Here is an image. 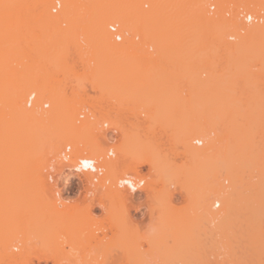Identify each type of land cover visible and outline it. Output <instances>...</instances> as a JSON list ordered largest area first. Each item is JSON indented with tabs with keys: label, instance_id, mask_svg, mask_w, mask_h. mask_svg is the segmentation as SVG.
I'll return each mask as SVG.
<instances>
[{
	"label": "rangeland",
	"instance_id": "374dc122",
	"mask_svg": "<svg viewBox=\"0 0 264 264\" xmlns=\"http://www.w3.org/2000/svg\"><path fill=\"white\" fill-rule=\"evenodd\" d=\"M38 1L39 0H0V31L4 33L1 32V34L5 35L6 33L7 29H4L9 24L7 22H11L13 19L18 22V20L13 17L18 9L21 13L18 12L17 14L21 17L19 18L17 14L16 17L19 20L22 18L20 22L24 20L29 27V24L33 23L36 19L34 15L37 13L36 9ZM55 1L48 6V9L52 14H58L61 8L60 7L56 12H52V7ZM59 1L62 3V0ZM141 1L142 0H134L139 11H148L151 9V3L149 0H146L149 3L147 9L141 7ZM202 2L203 5L206 4V0H203ZM8 14H10L11 17ZM32 16H34V18H31ZM27 20L31 21V23ZM226 21L227 20L222 18V22L225 23H222L225 27V35L228 30V25H231L232 30L234 27V24H228ZM23 22L21 24H23ZM25 22L23 25L27 27ZM111 23L116 22L109 21L105 23V30L108 34H110L108 31V25ZM24 26L21 25V28ZM25 30L23 31L24 33H26ZM148 32L150 33L141 31L140 36L143 41H149L152 43V51L148 52L143 47L137 48L134 46L136 53L140 54V52L143 51L145 54L142 53L140 56H149L146 57L148 60L140 58L141 61L139 62V59L133 60L130 58L131 60L129 59V61L128 58H125L127 59V63L125 64L126 66H123L124 68L130 67L133 64L134 67L138 64L142 65L145 61H149L150 66L151 63H157V66L159 65L158 61L155 63V60L150 62L154 58V54L156 55L157 49L153 42V32ZM110 37L112 39L111 34ZM2 38L0 36L1 40ZM235 42H237V38L229 40L228 45L215 44L217 48H214V53L212 54L214 55L213 58H210V60L207 61L209 64L206 63L203 66L202 62H200L201 65H197L196 68H194L195 70L193 69L196 72L192 71L191 74H187L188 76L185 75L182 76V79H177V94L172 91L173 94L171 93L170 95L183 99L193 96L197 100H195V102H197L198 105L195 108L192 105L190 106L194 108V110L191 111H196V114L194 115L193 113V116H189L188 119L186 118L188 115L186 117L184 115L186 111L187 113L189 111L184 110L183 108L185 107L179 108L180 102H178L179 107H176L174 110L173 107L178 100L175 103L173 102L175 104L174 106L173 103L172 105L170 103V106L166 105V103V106L162 105L166 108L172 107L175 114L172 112L171 108H168L169 110L164 109L165 113L163 111H161L163 113H156L155 111L157 109L155 110V107H152L154 106L152 101L148 100V98H153L150 97L152 94L148 98V94H145L147 98L145 100L147 102L145 100H134L137 103L134 101L131 103V100L133 99L131 97L135 96V92L132 93V91H130L129 93V90L134 87L132 84L133 81H130V84H132V86H130L131 89L127 90L126 87L123 88V75L119 76L120 81L116 80L117 83L114 84L111 89L106 88L101 90L98 85L87 82L88 80L91 82L89 66L92 67V63L94 64V62L90 61L88 66L82 61L84 55L86 56L87 54V49L84 50L85 54H83V58H81L75 50L76 46L71 44L68 45L69 53L68 51L65 53V55L67 53L69 55L66 56L68 58H66L68 63L65 60L68 64V66H66L68 69H61L63 73H60L55 72L56 68H51L53 66H50V64L47 63L45 65L46 60L48 62L51 59H41V57H38L36 50L39 45L37 43H29L26 46V43L23 42L24 47L27 50L25 54L29 52V56L19 58L12 63L10 62L8 53H6V51L8 52V47L6 46L7 48H4V45L0 48V66H2L0 69L2 68V72H12L13 70L17 74L16 76L18 79L21 77L26 78L39 75L47 78L49 81V86L47 85L49 90L47 91L34 93L33 91L28 90L25 92L22 101L23 105L27 108L39 107L44 111H48L53 107L52 99L55 101L62 100V103L65 102L63 103V107L66 108L67 112H71L77 116L75 117L76 119L79 118L75 122L79 125L81 123L83 126L86 125V129L89 128V130H91L90 128L92 127H97V129L92 132L89 131V133H86L88 138L86 139L91 144L95 143L96 145H99L98 147L101 148L100 150L103 152L112 149L113 152L116 153V148H119L122 144L124 145L123 141L128 138L126 137V134L129 133L131 135L129 139H131L133 143L132 141L128 142V145L131 144L128 148L132 149L136 147V149L130 150L129 155L126 154L129 156L126 157V162L131 163L132 165H137V173L145 179L147 178L148 182H151L149 188L147 187V190L138 191L136 194L137 202H134L135 204L133 202V204H129L131 206L127 205L126 208H122L121 204H118L117 202L114 203L105 200L104 204L107 205L106 207H108V211L110 210L109 212L106 209L102 210L96 208L92 211L93 214L91 218L86 221L81 220L80 218L82 216L80 217V215L77 219V216L75 215L76 218L73 219H76V222L74 224L77 223V220H79V223L72 227L70 224L69 225L74 231H80V233L79 231L77 233L80 235H77L78 237L76 238V241L77 239L79 240L80 245L78 244L77 247L78 250H81L79 251V254L75 255H79L77 258H72L73 261L68 259L66 264H153L164 260L168 262L170 261V264H264V48L259 45H254V47L250 45L253 49L248 47V51L246 49L245 53H243L245 56L240 54L241 56L239 55V59L236 58V60L231 48V44ZM229 43L231 44L229 45ZM1 45L2 44H0V46ZM21 49H23V47H21ZM36 55L39 59L36 58ZM135 58H138L137 55L134 59ZM125 59H121L123 60L122 64L126 61ZM113 61L112 63L114 65H116V62H120L119 65L121 64V61L119 60H116V62ZM37 63H40L41 65ZM31 64L38 65V67L36 66V68L27 69L26 65L31 66ZM62 64L64 65L63 62ZM207 64L209 67L206 66ZM42 65L47 68L40 69V66L43 67ZM147 66L148 64H144V68ZM150 66V73L144 72L148 77L151 73L155 78L162 74L165 76V72L168 70V68L166 70H163V68L162 70H159V73H155L158 75L156 76L154 74L155 70L153 69L154 65H152L153 67ZM212 66L213 68H211ZM246 66L248 72H246V70L244 71ZM69 68L70 70L73 69L76 71L73 73ZM140 68L142 67L140 66ZM150 68L153 69L154 72L150 70ZM87 70L89 72H87ZM115 70L117 71V69ZM69 73L76 74L70 75ZM77 74H81L78 76V80L76 79ZM82 74L87 81L81 78ZM109 74L111 75H106V78L108 79L114 78L113 76L117 78L118 76L115 71ZM192 75L199 77L202 81L204 79V81H209L207 84L203 81L205 84L203 85V83L201 84L202 81H199L198 83V81L195 80L198 84L194 83V85L192 84L194 81L191 82L188 80V77H191ZM136 76L137 74L135 77ZM142 76L143 78L145 77V75ZM11 77L13 78V76ZM88 77L89 79H87ZM132 78L134 80L133 75ZM160 78H162V76ZM149 79H151V77H149ZM149 79L148 82H151L152 79ZM121 82L123 85L120 84ZM144 83H147L146 80L143 84ZM151 84L152 86L147 85L148 88L151 87L149 89H153V82ZM158 87V90H160L161 86L158 85ZM164 87L162 88L165 90L167 87ZM171 87L175 86H170L167 90L171 91ZM257 87L259 91L257 90ZM134 88L132 90H134ZM136 89L138 88L136 87L135 91ZM143 89L145 90L146 88L144 87ZM155 90L158 92L157 87ZM167 90H165L164 94L169 92H166ZM147 91L142 93H148L149 91L153 92L152 90ZM30 93H34L35 97L32 105L28 107L26 105V99L27 95ZM154 93L156 94L155 91ZM136 94L138 95V93ZM127 95L131 100H129L130 98L128 100H126L127 98L124 99ZM170 95L167 97L166 95L163 96L168 98ZM145 96L143 98H145ZM159 96L160 94H158V97ZM163 96L162 98L160 96V99H163ZM153 100H155V98ZM157 100H159V98ZM149 102L150 106L148 104ZM166 102L168 103V101ZM181 102L183 105L185 101L183 102L181 100ZM44 103H48V106L44 107ZM2 106L3 105H1V107ZM149 107H152L153 109ZM190 107L187 106V108ZM161 109L163 110L162 107ZM166 111L169 113L172 112L175 116L172 113L173 116L169 113V115H166ZM182 111H184V115ZM154 114L157 115L154 116ZM163 114L166 117H164ZM161 115L162 117L160 118L159 116ZM191 124L201 127L203 133L206 135L205 138L215 140L214 149L210 156L202 157L199 155H193L185 146V133L188 128L187 126ZM45 132L46 134H38L42 143L39 141L37 142L38 144L34 146L35 151L28 164L29 170H32L38 165L41 166L43 162L44 164L48 163V161H46L47 159L50 160V163L45 164V169L51 165V163L56 164V161L51 157L52 153H48L47 155H45V153L51 143L54 144L58 141L57 136L53 135L52 137L47 138V136L50 135L51 130ZM205 138L199 137V140L203 141V143L198 145L193 142L192 146L201 148L206 143ZM142 144L146 146L147 144L152 145L153 151H156L157 149L156 153L159 154V157L161 156V158H159L157 154L155 155L161 162L159 165L160 169L157 167L159 172L156 171L157 169L155 170L152 168V166L137 163L136 158L139 156L141 157L140 153H142V151L138 152L136 150L137 148L140 150L143 146ZM15 145V148L9 150L7 157L19 155L21 149L18 147L19 144ZM65 145H67V142L59 146V149H62ZM11 147H14V145ZM59 154H61V152L57 153V158H59ZM46 156L48 158H46ZM112 157L113 156H111V158ZM15 158H12L15 162L12 164L14 166L16 164L14 169H19L21 168L20 163L22 162V158H19L18 156L20 162ZM72 159H74V157H72ZM162 162H164V164ZM8 164L10 165V163ZM44 164H42V166ZM55 166L57 167V165ZM11 167L13 168V166ZM45 169L43 170V177L46 182H49L46 184V187L50 186L49 188L54 190L57 188V185L55 182H50L46 179L49 175L47 176ZM0 172L3 173L4 171L0 170ZM57 172H60L58 167ZM71 175L70 186L64 190L62 189L65 197L64 199L68 200V198L71 197L70 200H68L70 202L64 200L66 205L71 204L65 207V209L73 207L72 205L75 203L74 199L76 201L77 198L76 192L82 188L81 184L83 183V180H81V182L78 181L77 175ZM60 178H63V176L60 175ZM66 178L68 180L70 177L67 176ZM231 178H233L234 184H232ZM218 183L223 186H229V190L232 191L233 210L226 219L220 220V222L215 223L213 226V223L210 224L205 219L199 218V216H193V213L197 206L200 205L198 204L200 203L198 202L200 199L203 201L207 199L210 203L212 202L213 197L212 194H210V189L212 186L216 187ZM19 184L20 183L16 185ZM24 185H26V183ZM13 187L15 186L13 185ZM16 187L18 188V186ZM28 187H34L32 182L28 183ZM28 187L26 186L23 188L29 190ZM11 189L12 188H9V190L4 193V196L8 192L9 194L12 193ZM0 192H2V189ZM23 193L24 195H19L22 196V204H19L20 202L17 200L18 202L15 203L16 208L12 207V210L14 209L13 212L17 214H12L10 211L8 213L9 216H7V214L2 216L7 217L6 219L3 220L1 218L2 220H0V247L2 246L0 249L3 250V246L8 247V245H10V247L6 249L8 255L3 256L4 258L2 257L4 259L3 264H8L9 262L12 264H56L52 261L38 260L35 254L30 253V255H27L24 252L25 250H23V246L26 243L31 240V242L34 241L32 237L29 241L26 232H28L29 229H36L41 226V220H38L40 216L34 212L37 210L35 207L39 205V199H37L38 194L32 190L29 194L25 191H23ZM4 196H2V199ZM66 196L68 198H66ZM32 197H34V199H32ZM7 199L6 195L4 201H7ZM1 202L2 201H0V203ZM2 204L3 203H1L0 206ZM15 204L12 203L10 206H15ZM136 205L139 207L137 208ZM37 208L39 210V207ZM36 214L39 216L38 218ZM124 214L127 220L121 222L122 218L125 219L124 217L121 218ZM110 219L111 221H109ZM70 222L74 221L71 220ZM110 222H113L111 224L119 222V225L121 226L116 225L117 227H113L112 225H109ZM13 247H17L18 249L15 250ZM68 248L69 247H66V249ZM9 252L14 255H10ZM12 255H19L18 258L14 257L15 259L17 258L16 261H9V259H13ZM74 259H76V261Z\"/></svg>",
	"mask_w": 264,
	"mask_h": 264
},
{
	"label": "bare ground",
	"instance_id": "6f19581e",
	"mask_svg": "<svg viewBox=\"0 0 264 264\" xmlns=\"http://www.w3.org/2000/svg\"><path fill=\"white\" fill-rule=\"evenodd\" d=\"M54 1L55 0H39L38 1L37 9H36L37 13L34 15L36 18L35 19L36 21L33 19L34 21L33 23H31V21L27 20L28 22L31 23L29 25L30 26L32 25L31 26L32 28L30 26L29 28L27 26V23L24 20L20 22L22 18L19 20L16 17L18 15L17 13L19 12L18 11L19 9L15 7L18 10L14 9L16 10L17 13H14L13 17L17 19L18 22L15 21L14 19L11 22H7L9 24L8 25L6 24L8 27L5 25L6 28L4 30L7 29L5 35H2L1 34L2 31H0L1 38L3 36L2 40L0 39V44H2L0 48L4 45H5L4 48L6 46L8 47V48L6 47L8 50V52L6 51V53H8L11 63L19 58H24V57L29 56L30 54L29 52L25 54L27 50L25 49L23 42L26 43L25 44L26 46L29 43H37L39 45L38 49L36 50V54L38 55V57H41V59H45V58L48 60L51 59L48 62L46 60L45 65L48 63L50 64V66H53L51 68L53 69L56 68L55 72L61 73L62 72L61 69H64V68H66V70L68 69L66 67L68 66L67 64L68 58L66 56H69L68 55L69 53L68 45L71 44L73 46H76L75 50L79 54L78 56H81V58H83V54H85L84 50L87 49L86 51L87 54L86 56L84 55L85 60L82 59V61H84L86 65L89 66L90 61L94 62V64L92 63V67L89 66L90 72L87 70V72H89L90 74L91 82L89 80L87 81L85 77H83V74H82L81 78L83 80L85 79V81L91 84L93 83L95 85H98L101 90L106 89V88L111 89V87H113V85L117 83L116 80H119V76L123 75V80H126V81L122 80V82L124 83L123 88L126 87L127 90L131 89L130 86H132V84L135 88L136 87L138 88L136 89L137 92L135 91L134 87H132V89L134 88V90L132 89L129 90V93L130 91H132V93L135 92L134 93L135 96L131 97L133 98L132 100L128 95L124 98V99L127 98L126 100L130 98L129 100H131V103H133L134 100L143 101L152 94L153 96L151 95L150 97H153V98L152 99L148 98V100L152 101V104L154 106H152V104L151 106L155 107L154 108L155 110L157 109L155 112L158 114L161 111L164 112V109L166 110H169L170 108L172 109V107H168V106H170V103L172 105V103L173 102L175 103L177 100L178 101L175 103L177 106L173 103V106L175 105L173 107L174 110L176 107H179L178 102H180L179 108L185 107L183 109L189 111L188 113L186 111L185 115H184V111H182L185 117L188 115L186 117L187 119L189 116L192 117L193 113L194 115L196 114V111L194 112L191 111V110H194V108L198 105L197 102H195L196 100L195 97L192 96L190 98H185L186 99L185 100L183 98L174 97L170 94L172 93V91L175 93L177 92L176 91V88H177L176 86H178L177 79L179 78L182 79V76H185L187 74L189 75L191 74L192 71L196 72L194 71L195 70L194 68H196L197 65L200 66L201 65L200 62H202L203 66L206 63L209 64V62L207 61H209L210 58H213L214 55L212 54L214 53V48L215 47L217 48L215 44H218V45L227 44L228 45V42H229V40L228 39L226 40L225 38V34H224L225 27L222 24L224 23L222 22V18L221 17L216 18L215 16H209L206 13V11H204L205 5H203V2H202L203 0H149L151 3V9L148 11H139L138 8L136 7V4L134 3V0H85V1L83 0H62V3H60L62 6L60 5L61 8H60L59 13L52 14L50 10L48 9V6ZM56 1H59V0H56ZM34 16H32L31 18H34ZM20 17L21 16H19V18ZM23 21L25 22L27 27L23 25L24 24ZM109 21L118 23L119 26H122L123 28H125L127 32L132 30L135 27H143L146 29L149 28L153 32L152 34V37L154 40L153 42L155 43L156 45L155 47L157 49L156 55L154 54V58L150 62H153L154 60H155L154 63L157 61L159 62L158 66H157V63L156 64L151 63V66L154 65L153 69L155 70V72L151 68L150 70H152L155 74V73H159V70H162L163 68H164L163 70H166L168 68V70L165 72L166 73L165 76L164 74H162L161 75L162 78H160L161 76L155 78V76L151 73L149 74V77H151L152 80L149 79L148 75L145 74V73H150L149 72V66H150L149 61H145L144 63H142V65L138 64L135 67L133 64L132 66H130L131 68L130 67L124 68L123 66H126L125 64L127 63V59L125 58H128V60L130 58L133 60L139 59V62H140L141 61L140 58L146 59V57H149V56L141 57L140 55L144 53L143 51L140 52V54L136 53L134 45H132L134 41L129 39L128 34L127 35L123 34L124 42L122 43L115 42L113 40V37L111 39L110 37L111 33L108 34L105 30V23ZM22 22L23 24H21ZM37 22L39 23V25ZM231 23L234 24L232 31L237 36V42L233 44L229 43V45L231 44V48H232V51L234 52L235 59L238 58L240 54L244 55L243 53H245L248 47L252 48V46L254 47V45L255 46L259 45L260 47L264 48V26L242 25L240 22H237L235 20L233 22H228V24H231ZM34 24L36 25V27ZM21 25L24 27L21 28ZM28 28L30 29V31ZM23 29L26 31V33L23 32L24 31ZM34 29H36L37 32ZM21 47H23V49H21ZM67 51L68 53L65 55ZM37 55H36V58H38ZM136 55L138 58L134 59ZM81 58H80V61H81ZM122 58L126 60L125 62H123V64H122L123 60H121ZM65 60L67 61V63ZM116 60L121 61V64L119 65L120 62L117 63ZM112 61L116 62V65L117 64L118 65L117 66L114 65ZM62 62L64 63V65L62 64ZM133 63H138V62H133ZM161 63L163 64L160 65ZM37 64L41 65L40 63H37ZM144 64L145 65L148 64L147 66L148 69L147 67L144 68ZM208 64L206 66L209 67ZM113 65L115 66V68ZM36 66L38 67V65H33V64H31V66L26 65L27 69L34 68V67L36 68ZM42 66L43 67L40 66V69L47 68V67L45 68L44 65ZM140 66L142 68H140ZM211 68H213V66ZM1 69H0V170L4 172L3 173L0 172V176L2 174V176L4 177L1 176L0 178L1 179L0 185L2 186V187L0 186L1 187L0 190L2 189V192H3V193L0 192L2 194V195L0 194V197H1L0 201H2L1 203H3L0 206L1 208L0 209V220L6 219L7 217H2V216H4V214L5 215L7 214V216H9L8 213L10 211L12 212V214L14 213L13 212L14 209L12 210V207L16 208L15 203L18 202L17 200H19L20 202L19 204H22V196H19V195H24L23 191H25L28 194L29 192H31V190L34 191L35 193L38 194L37 199H39L38 201L39 205L36 206L35 208L38 210L37 207H39V210H38L39 213L36 209H35L36 211L34 212L39 214L41 219L39 218L38 220L39 221L41 220V223H40L41 226L36 229H29L28 232H26V234L29 237L28 238L29 241L33 238L35 242L34 241L31 242L32 241L31 240L30 242L26 243L23 246L24 247L23 250H25L24 252L27 255H30V253L35 254L38 260L52 261V262H55L56 264H66L68 259H71V261H73L72 258H77V256L79 255L77 256L75 255L79 254V251L81 250V249L78 250V247H77L79 244V240L77 239L78 242L76 241V238L78 237L77 235H80V234H77L79 230L74 231L71 228L72 226H75L79 223V220H77V223L74 224L76 222L75 221L76 219H73V218H76L75 215L77 216V219L79 218L78 216L80 215V217L82 216L84 218L83 219L81 217L80 219L86 221L87 219L91 218L93 214L92 211L96 208H100L102 210L106 209L108 211L107 209L108 207H106L107 205L104 204L105 200L114 202V203L117 202L118 204H121L122 208H126L127 205L137 202L136 194L138 193V191L147 190V187L149 188L151 182H148L147 178L145 179L144 177L140 176L137 173V169H136L137 165L135 164L132 165L131 163L126 162V157H129L127 155L130 154L129 151L136 149V147L132 149L128 148L131 145V144L128 145V142L132 141L131 139H129V137L131 136L129 133L126 134V137L128 138L124 139L123 141L124 145L122 144L119 148H116L115 150L116 153H114V156H113L114 158L112 157L113 158L112 159L111 156L109 157L107 156V151L103 152L102 150H100L101 148L98 147L99 145H96L95 143L91 144L87 140L88 138H87L86 133L87 132L89 133V131L92 132L93 130L97 129V127H94V128L92 127L90 128L91 130H89V128L86 129L87 126L86 125L83 126L81 122L78 121L79 123H81L80 125L77 122H75L79 118L76 119L75 117L77 116H75L71 112H67L66 108L63 107L64 105L63 103L65 102L62 103V100L55 101L54 99H52L53 107L48 111L47 110L44 111L40 109L39 107L27 108L25 105L22 104L24 93L27 92L28 90H31L34 93L44 92V91L49 90L48 89L49 81L47 80V78L38 75L35 77H26V78L21 77L18 79L15 71L13 70L12 72L5 71L4 73L1 71ZM115 69H117L118 72ZM245 70L246 72H248L247 66H246V69L244 68V71ZM70 71L74 73V71L76 70L72 69ZM114 71L118 75L117 78L115 76H113L114 78H111V79L106 78V75L109 76L111 75L109 73H113ZM65 72H68V71H65ZM73 73L71 74L69 73V74L70 75L76 74V73L75 74ZM136 74L137 76L135 77ZM79 75L81 74H77V78L76 77H72V78H76L78 80ZM132 75L134 76V80L132 78ZM142 75H145V77L143 78ZM11 76H13V78ZM192 76L195 77V75H192ZM192 76L188 77V80H190L191 82L194 81L192 82V84L194 83L198 84L199 81H202L200 80L199 77L196 76L195 78H193ZM124 77H126L127 79ZM87 79H89V77ZM143 79H145L147 82V83H144L145 85L143 84V82H145V80ZM148 79L151 80V82L150 81L148 82ZM195 80H197L198 83L195 82ZM130 81L131 82L133 81L132 84H130L131 83ZM203 81L201 82V84L203 83ZM208 81H204V83L207 84ZM122 82L120 84H122ZM152 82H153V85L157 87V90L159 89L158 85L161 86V88L164 86L167 87L165 90L169 89L170 86H173V85L175 87H171L173 89V90L171 89V91L167 90L166 92L169 91L167 94H164L165 90L162 88L164 90V93H163V90L160 88L158 92L159 91L161 92L158 93L155 90L156 87L153 86L152 87L153 89H149L151 87L148 88L147 85L152 86L151 84ZM204 83L203 85H205ZM144 87L146 88L145 90L143 89ZM139 89H140V92H139ZM147 90L148 91L152 90L153 92L149 91L150 92L149 94ZM257 90H258V87H257ZM144 91H147L148 93L146 92L142 93ZM154 91L156 92V94L154 93ZM136 93H138V95ZM145 94L146 95L148 94L147 98ZM158 94H160L161 98L163 95H166V97L170 95V97L166 98L163 96L164 98L160 99V96L158 97ZM144 96L145 98H143ZM154 98L155 100H153ZM158 98L159 100H157ZM165 99L166 101H168V103L165 101ZM181 100L183 102L185 101L183 105H182ZM136 101L134 102L137 103ZM154 101L156 102V104ZM165 103L166 105H168L167 107L169 109L165 107L166 106ZM148 104L150 106V102ZM1 105L3 106L1 107ZM162 105H165V106H162ZM191 105L194 108L190 107ZM255 105L258 106L257 104ZM187 106L190 108H187ZM152 107H149V108L153 109ZM161 107L163 108V110L161 109ZM174 110L172 109V112ZM168 113L169 112L166 111V115L171 114V113L169 114ZM156 115L154 114V116ZM159 117L161 118L162 115ZM187 127L188 128H187V131L185 133V138H184L185 146L189 149V151L193 155H196V156L199 155L202 157L210 156L214 149L215 140L214 139L209 140L208 138H205L206 135L203 133L202 128L199 126H196L195 124L188 125ZM48 130L49 131L51 130V133L49 136H47V138L52 137L54 135V136H57L58 141L54 144L51 143L48 146L45 155H47L48 153L49 154L52 153L51 157L52 159H54V161H56L55 162L56 164L54 165H57V167L59 168L60 175H62L64 180L66 181H68L66 178L67 176L72 177L71 174L78 175L77 172H80L82 177L84 176L83 179H81L83 180V183L81 184L82 188L79 189L78 192H76L77 202L74 199L75 203L72 205L73 207L69 209H65V207L71 204L66 205L65 201L70 200L71 197L68 198L66 196L68 200L64 199L65 197L63 194V190L61 188L57 187L56 189L51 190L52 188H49L50 186L46 187L47 186L46 184L49 182H46V180L44 179L43 170L45 169V164L50 163L49 162L50 160L47 159L46 161H48V163L44 164L43 162L42 163L44 164L43 166L42 164L41 166L38 165L34 167L32 170H29V167H28L32 154L35 151L34 146L38 144L37 142L39 141L41 142L40 136H38V134L40 133L46 134L45 131H48ZM199 137L205 138L206 143L201 148H198L195 146L193 147L192 146L193 142L196 143V141L199 140ZM65 142H67V145H65L64 147H70V155H71V159H67L66 161L62 159L61 154H59L58 155L59 158H57V153H60V152L62 153V150L64 148L63 147L62 149H59V146H61ZM15 144H19L18 147L21 149L19 152V155L17 156L15 155L14 157H7V153L9 152L10 149L12 150L13 148H15L16 146ZM13 145L14 147H11ZM71 146H72V149H71ZM138 149L139 148H137L136 151L138 152L142 151V153H140L141 157L139 156L136 158L137 163L142 164V165L147 164L149 166H152V168H154L155 170L157 169L156 171L159 172L158 170L160 169L159 165L161 162L158 158H156L159 155L156 153L157 149L156 151L155 150L153 151V146L148 145V144L147 146L143 145L140 148V150ZM156 154L157 156H155ZM18 156L19 158H22V162L20 163L21 168L14 169L16 167V164L15 166L13 165L15 162L13 161L12 158L16 157L15 159L17 160ZM72 157H74V159H72ZM46 158L48 157L46 156ZM159 158H161V156ZM18 160L20 162V159ZM88 161H94L93 167L97 169V171L99 169H103L104 170L103 174H100V176H97L96 174L97 171L95 172L92 171V168H90V165L87 163ZM8 163H10V165ZM162 163L164 164V162ZM11 166H13V168ZM126 175L134 176L136 179V183L134 184L133 187H128V186H125L124 188L118 187V183H117L118 180L124 178ZM46 179H48V177H46ZM231 179H232V184H234L233 178ZM29 182H32V185L34 187H28ZM3 183H4V186H3ZM18 183L20 184L16 185ZM25 183L26 185H24ZM13 185L15 187H13ZM16 186H18V188ZM26 186L28 187L29 190H26L27 188H23ZM9 188H12L11 189L12 193L10 194L9 192L6 193L5 196L7 195V198L9 200L7 199V201L6 200L4 201V198H5L4 193L7 190H9ZM19 193H22V194H19ZM210 194H212V197L214 200L212 199V202L210 203V201H208L207 199L204 201L200 199V201H198L200 202L198 203L200 205L197 206L198 209L196 208V210H194L195 212L193 213L194 214L193 216H196V217L199 216V218L205 219L208 223L211 224L214 222L215 224L217 222H220V220L226 219L232 213L233 194H232V191L229 190V186H223L220 183H218L216 187L214 186L211 187ZM2 196H4L3 199H2ZM17 197H21V198H17ZM32 199H34V197H32ZM13 200H15L16 202ZM217 201L219 202L218 208L214 206ZM12 203H14L15 206H10L12 205ZM7 206H8V209H7ZM136 206L137 208L139 207L138 205ZM14 214H17V213H14ZM39 216H37V218ZM122 217L125 218V214L124 216H121V218ZM71 220L74 222H70ZM124 220H127V219L122 218L121 222ZM109 221H111V219ZM111 223L113 222H110L109 225H112L113 227L116 225H119V222H117L118 224L115 222L114 224H111ZM69 224L71 225V227ZM3 247H4L3 250L0 249L2 251V252L0 251L1 253L0 254V264L4 263L3 256L8 255L7 253L8 251L6 249H8L10 245H8V247L7 246L6 247L3 246ZM66 247H69L68 248L69 250L66 249ZM0 248H2V246ZM17 249L18 248L16 247V250ZM9 254L11 255L13 253L9 252ZM18 256H13V259H9V261H13V260L16 261ZM14 257H17V258L15 259ZM9 258H12V257H9ZM74 260L76 261V259ZM169 262L164 260L160 262H155L153 264H170L171 262L170 263Z\"/></svg>",
	"mask_w": 264,
	"mask_h": 264
},
{
	"label": "built area",
	"instance_id": "2783aa9c",
	"mask_svg": "<svg viewBox=\"0 0 264 264\" xmlns=\"http://www.w3.org/2000/svg\"><path fill=\"white\" fill-rule=\"evenodd\" d=\"M60 2L55 1V4L52 7V12H56L60 8ZM142 8H148V1L142 0L140 2ZM205 11L209 16L221 17L227 20V22H233L234 20L240 22L242 25H260L264 26V0H206ZM145 33H150L149 28L135 27L132 30L128 31L119 26L118 23H111L108 25V30L111 33L113 40L117 43L124 42L123 34L129 36V39L134 41L132 45L137 48L143 47L146 51L150 52L153 49V45L149 41H143L140 34L141 30ZM226 32V38L228 40H234L237 38L236 34L232 31L231 25L228 26ZM35 94L30 93L27 95L26 105L30 107L34 101ZM48 103H44L43 106L47 107ZM82 117V115H81ZM106 125V124H104ZM107 151V156L109 157V152ZM61 157L64 161L71 159L70 147H64L61 153ZM67 159H64V158ZM77 179L81 182V173L77 172ZM46 174L50 182H55L58 188L66 189L70 186L71 177L68 181L60 178V173L57 172V167L54 164L49 165L46 168ZM97 176H100V172H96ZM77 181V184H78ZM66 183V184H65ZM16 250V247L14 248Z\"/></svg>",
	"mask_w": 264,
	"mask_h": 264
},
{
	"label": "clouds",
	"instance_id": "9594fccd",
	"mask_svg": "<svg viewBox=\"0 0 264 264\" xmlns=\"http://www.w3.org/2000/svg\"><path fill=\"white\" fill-rule=\"evenodd\" d=\"M196 143L198 145H201L203 143V141L197 140ZM109 155L110 156H114V152L110 151ZM64 159H67V158L65 157ZM87 163L90 165V168H92V171H94V172L97 171V169H95L93 167L94 161H88ZM77 170H79V169H77ZM98 171L100 172V174H103L104 170L103 169H99ZM117 183H118V187H120V188H124L125 186L133 187L134 184L136 183V179L132 175H126L124 178L118 180ZM214 206L218 208L219 207V202L217 201ZM213 226H214V222H213Z\"/></svg>",
	"mask_w": 264,
	"mask_h": 264
}]
</instances>
